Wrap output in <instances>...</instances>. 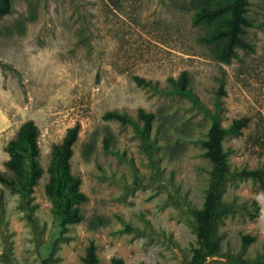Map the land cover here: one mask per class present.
I'll use <instances>...</instances> for the list:
<instances>
[{
	"label": "rangeland",
	"instance_id": "374dc122",
	"mask_svg": "<svg viewBox=\"0 0 264 264\" xmlns=\"http://www.w3.org/2000/svg\"><path fill=\"white\" fill-rule=\"evenodd\" d=\"M11 1L0 16V169L18 176L6 146L33 119L44 173L30 193L0 181V264H85L92 241L98 264H189L195 211L219 179L205 141L216 118L242 117L249 124L223 140L219 249L205 264H264V186L242 174L264 169V0H248L251 47L231 61L202 39L224 19L195 22L207 0ZM141 108L155 115L149 130ZM78 122L71 170L88 199L55 201L53 146ZM76 207L80 221L66 216Z\"/></svg>",
	"mask_w": 264,
	"mask_h": 264
},
{
	"label": "trees",
	"instance_id": "16d2710c",
	"mask_svg": "<svg viewBox=\"0 0 264 264\" xmlns=\"http://www.w3.org/2000/svg\"><path fill=\"white\" fill-rule=\"evenodd\" d=\"M214 0H207L201 6L195 22L197 24H211L218 19H224L223 24L209 35L202 39L205 42L217 44L219 47L218 56L225 60L231 61L238 54V49L250 48L251 44L244 38L247 28L252 25V21L246 14L248 0H227L213 4ZM11 0H0V16L8 14L11 11ZM137 81L141 85H151V81L144 77L137 76ZM187 73L184 72L180 89L182 93H188ZM139 115L145 121L146 130H149L155 118L154 113L148 112L144 108L139 110ZM105 118L117 119L124 123L130 122L131 119L119 111H109ZM249 117L236 119L230 127L221 124L218 118L215 119L205 145L207 154L215 164L219 179L211 186L205 206L195 211L198 222L199 246L194 249L189 264H205L208 257L217 253L219 243L214 238L216 223L219 219V204L221 192L226 172L228 170L227 153L223 148V140L229 133L239 134L242 129L249 124ZM81 124L78 122L68 129L63 141L53 146V158L49 167L50 179L46 184L47 193L58 201L66 194L80 201H86L88 196L80 191L81 178L75 176L71 170V156L73 146L79 138ZM39 126L33 120H27L19 129L16 139H12L6 146L10 152V158L6 165L15 171L17 177H10L0 169V181L6 186L23 190L27 193L34 191L39 179L44 173V168L39 161ZM243 175L252 176L258 179L264 186V169H245ZM66 216L72 221H80L83 215L80 214L79 208L67 209ZM85 264H98L97 245L94 241L87 248L84 257ZM113 264H129L122 258H114Z\"/></svg>",
	"mask_w": 264,
	"mask_h": 264
}]
</instances>
